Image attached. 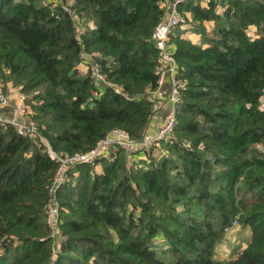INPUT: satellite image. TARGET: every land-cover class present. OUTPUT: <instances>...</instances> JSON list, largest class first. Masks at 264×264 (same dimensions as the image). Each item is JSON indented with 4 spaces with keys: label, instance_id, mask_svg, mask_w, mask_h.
Listing matches in <instances>:
<instances>
[{
    "label": "trees",
    "instance_id": "1",
    "mask_svg": "<svg viewBox=\"0 0 264 264\" xmlns=\"http://www.w3.org/2000/svg\"><path fill=\"white\" fill-rule=\"evenodd\" d=\"M163 1L0 0V83L30 96L56 151H88L115 128L146 137ZM64 6L96 29L79 36ZM181 9L203 32L206 21L214 28L204 43L170 39L186 81L175 135L160 142L159 159L146 153L131 165L119 149L71 171L58 197L66 240L55 264H264V0ZM87 56L109 83L97 97L91 70L78 68L92 65ZM56 168L39 141L0 124V264H51L45 209ZM236 219L249 243L216 260Z\"/></svg>",
    "mask_w": 264,
    "mask_h": 264
},
{
    "label": "built area",
    "instance_id": "2",
    "mask_svg": "<svg viewBox=\"0 0 264 264\" xmlns=\"http://www.w3.org/2000/svg\"><path fill=\"white\" fill-rule=\"evenodd\" d=\"M188 0H164L162 7L166 9L165 16L158 22L153 33V40L159 51L158 58V89L164 83L170 81V93L168 102L171 110L166 118L160 123L157 133L153 137H145L142 140L134 139L128 131L115 128L100 140L95 147L85 152L64 153L56 151L52 145L42 136L38 129V125L33 118V112L29 106L28 96L14 90L9 93L0 91V124L13 127L17 133L24 137H29L39 141L49 158L57 165L52 182L49 186V199L46 205V223L49 227L50 237L52 238V257L51 264H55L59 257L62 245L66 240V236L62 231V219L60 217L61 206L58 200L61 189L69 182L71 171L79 165H96L101 158L112 157L116 148L125 150L130 154L131 158L138 152L149 153L156 150L161 141H167L174 134L176 128V113L183 101V91L186 86L181 77L178 75L176 60L174 58V47L170 44L171 37L175 31L183 26L185 20L180 14V6ZM204 7H207L210 0H201ZM64 9L71 15L77 29V34L93 31L96 29L94 21H85L76 15L69 6ZM94 58L87 56V61L92 64ZM84 65H89L85 63ZM93 75L97 89L94 95L97 97L101 94L103 85L109 84L106 75L98 63L94 62ZM157 89V90H158ZM154 91V94H156ZM9 108L11 110L9 111ZM161 107L157 108V111ZM6 110H8L6 112ZM154 110V109H153ZM156 111V112H157ZM236 219L233 224L225 228V232L229 233L235 227L239 226Z\"/></svg>",
    "mask_w": 264,
    "mask_h": 264
},
{
    "label": "rangeland",
    "instance_id": "3",
    "mask_svg": "<svg viewBox=\"0 0 264 264\" xmlns=\"http://www.w3.org/2000/svg\"><path fill=\"white\" fill-rule=\"evenodd\" d=\"M190 1H193L194 4H197V5L201 6L202 8L205 6L204 3L201 0H188L187 2H190ZM179 11H180V14H181L182 18L185 20V23L183 24L184 27L181 26L180 27L181 29L178 28L175 31V35L180 33L182 37H185V38H188V39L190 38L192 41H194L196 43H204L205 36L211 34V32H212V30L214 28V21H206V22H204L205 30L203 32L202 29L198 28V23L199 22L195 21L193 19V15L190 12H187L185 9L184 10L181 9ZM89 20L90 21H94L93 19H89ZM91 62H93L92 64H94V62H96V61L94 59L93 61L91 60ZM78 68H80V71L83 72V74H86V73H88L91 70L92 75H93V65H88L87 66V65H84V64H80ZM177 69H178V67H177ZM178 75L180 76L179 71H178ZM93 77H94V75H93ZM181 79H182V77H181ZM182 80L184 82H186L184 79H182ZM169 83H170V81H169ZM14 90H20L19 92H22L20 87L15 86L12 83H7V84L0 83V91H2L4 93H9V92L14 91ZM23 94H25V93H23ZM26 96H28V95H26ZM29 98H30V96H28V99ZM168 101L169 100L167 98V102ZM29 106H30L31 111L33 112V116H34V111L32 109L31 104H29ZM159 106L162 109V106H163L162 102L155 101L154 105H153L154 115H155V113H157L159 111V110L157 111V108H159ZM173 135H175V134H173ZM49 144H50V142H49ZM159 147H160V145H158L156 150L153 149V150L149 151L148 154L150 156H154V157L156 156L157 159H159L160 157H162L165 154L162 151V149H160ZM119 149L120 148H116L115 152H117ZM123 151H125V150H123ZM125 153H127V152L125 151ZM128 155L130 156V154H128ZM137 155H138V157H135V155H134L135 158H133V160H132V158L130 159L131 161L129 162V164L132 165L133 162L134 163L143 164L144 159H148L149 160V155H147L145 153L138 152V153H136V156ZM110 159H111V157H108V160H110ZM98 163L100 164V162H98ZM98 163L96 165H98ZM100 171H101V167L98 166L97 172H100ZM70 179H71V177H70ZM62 189H61V191H62ZM250 237H251L250 229L248 227L247 228L242 227L241 224H239V226L235 227L232 231H230L229 233H226V241H224L222 244H220L217 247L215 259L219 260V261H224V262L235 259L236 257H238V255L241 253V251L247 246V244L249 243Z\"/></svg>",
    "mask_w": 264,
    "mask_h": 264
},
{
    "label": "crops",
    "instance_id": "4",
    "mask_svg": "<svg viewBox=\"0 0 264 264\" xmlns=\"http://www.w3.org/2000/svg\"><path fill=\"white\" fill-rule=\"evenodd\" d=\"M170 88H171V85L169 83V80H167L164 83V85L161 88H159V90L156 92V94H154L155 100L158 102H162L163 106H162V109L159 110L157 113H155V115L152 117L150 127H149L147 135H146V137H148V138L156 135L160 123L164 120V118H166V116L168 115V113L171 110V105L169 104V102H167V98H168V95L170 93ZM10 110H11V108H9V111ZM7 111L8 110H6V112ZM135 157H138V156H135ZM135 157H133V158H135ZM133 158H132V160H133ZM97 168H98V166H97Z\"/></svg>",
    "mask_w": 264,
    "mask_h": 264
}]
</instances>
